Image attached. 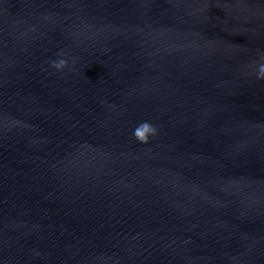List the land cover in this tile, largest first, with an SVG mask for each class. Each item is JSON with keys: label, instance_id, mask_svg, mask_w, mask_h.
Wrapping results in <instances>:
<instances>
[{"label": "water", "instance_id": "water-1", "mask_svg": "<svg viewBox=\"0 0 264 264\" xmlns=\"http://www.w3.org/2000/svg\"><path fill=\"white\" fill-rule=\"evenodd\" d=\"M0 264H264V0H0Z\"/></svg>", "mask_w": 264, "mask_h": 264}, {"label": "clouds", "instance_id": "clouds-1", "mask_svg": "<svg viewBox=\"0 0 264 264\" xmlns=\"http://www.w3.org/2000/svg\"><path fill=\"white\" fill-rule=\"evenodd\" d=\"M145 127H147V126H145ZM144 137L143 136H141V139H143Z\"/></svg>", "mask_w": 264, "mask_h": 264}]
</instances>
